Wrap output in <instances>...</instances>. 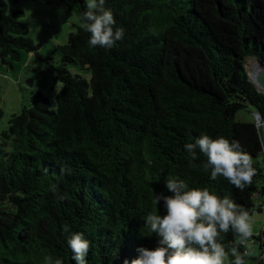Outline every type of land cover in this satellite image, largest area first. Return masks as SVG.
<instances>
[{
    "label": "trees",
    "instance_id": "trees-1",
    "mask_svg": "<svg viewBox=\"0 0 264 264\" xmlns=\"http://www.w3.org/2000/svg\"><path fill=\"white\" fill-rule=\"evenodd\" d=\"M18 2L0 0L5 64L41 48L20 20L24 12L9 11ZM60 2L80 23L55 48L60 61L47 59L38 75L63 84L56 106L33 92L0 134V264H45V256L76 264L72 232L91 242L87 264H131L137 249L158 246L144 218L166 215L163 201L152 200L172 195L169 176L264 216L263 134L255 121L236 118L251 109L264 122V94L247 70L249 59L264 63V0H106L114 27L125 30L111 49L89 47L86 0ZM202 134L240 142L256 169L250 185L241 191L211 180L199 152L189 165L184 145ZM234 239L230 231L222 242ZM251 241L259 249L251 264H264V219Z\"/></svg>",
    "mask_w": 264,
    "mask_h": 264
},
{
    "label": "clouds",
    "instance_id": "clouds-1",
    "mask_svg": "<svg viewBox=\"0 0 264 264\" xmlns=\"http://www.w3.org/2000/svg\"><path fill=\"white\" fill-rule=\"evenodd\" d=\"M105 3L106 0H86L87 11L81 16V27L91 34L88 40L91 48L111 49L125 35L122 27H114L116 20ZM261 147L264 148V138ZM184 148L192 167L197 166L194 162L199 159L198 152L206 157L199 167L210 172L211 180L223 177L242 191L256 175L253 158L238 140L230 141L223 136L213 139L202 134ZM165 187L172 195H155L152 203L155 207L163 201L166 215L152 212L144 218L145 227L160 237L158 246L154 250L137 249L139 256L131 264H248L254 214L230 197H220L207 187L189 189L187 183L177 177H167ZM230 231L235 239L226 245L222 241ZM64 232H70L67 225ZM67 243L76 264H87L91 242L84 234L72 232ZM241 247L245 249L243 252ZM44 259L45 264H64L62 258L45 256ZM124 264L129 261L125 260Z\"/></svg>",
    "mask_w": 264,
    "mask_h": 264
},
{
    "label": "rangeland",
    "instance_id": "rangeland-1",
    "mask_svg": "<svg viewBox=\"0 0 264 264\" xmlns=\"http://www.w3.org/2000/svg\"><path fill=\"white\" fill-rule=\"evenodd\" d=\"M18 10L24 12L20 20L29 26L28 36L41 48L37 53L21 51L20 60H10L7 64L0 59V109L3 112L0 118V134L8 128L11 116L30 106V96L33 92H42L50 100L52 107L56 106V96L63 88V84H53V73H47L43 77L38 75L50 63L47 59H51L53 64L60 61L55 48L66 44L69 36L76 32V27L80 23L77 15L69 11L60 0H53L51 3L19 0L17 4L9 5V11ZM68 69L73 75L83 74L73 66H68ZM247 70L250 71V76L259 70L256 59L248 60ZM236 118L240 122L255 121L264 138V122L259 114H254L249 109L239 112ZM254 217L252 230L258 234L263 230L264 216L257 212L254 213ZM258 257L259 249L255 244L251 255L247 258L248 264H251V258Z\"/></svg>",
    "mask_w": 264,
    "mask_h": 264
},
{
    "label": "water",
    "instance_id": "water-1",
    "mask_svg": "<svg viewBox=\"0 0 264 264\" xmlns=\"http://www.w3.org/2000/svg\"><path fill=\"white\" fill-rule=\"evenodd\" d=\"M257 63L259 64V70L257 74V80L253 79V82L255 86L258 88V90L264 94V63L256 60ZM259 81V82H258Z\"/></svg>",
    "mask_w": 264,
    "mask_h": 264
},
{
    "label": "bare ground",
    "instance_id": "bare-ground-1",
    "mask_svg": "<svg viewBox=\"0 0 264 264\" xmlns=\"http://www.w3.org/2000/svg\"><path fill=\"white\" fill-rule=\"evenodd\" d=\"M258 65H259V64H258ZM259 68H260V67H259ZM249 72H250V71H249ZM257 74H258V71H257L256 73H253L251 77H252L253 79L257 80V77H256ZM258 82H259V81H258Z\"/></svg>",
    "mask_w": 264,
    "mask_h": 264
},
{
    "label": "crops",
    "instance_id": "crops-1",
    "mask_svg": "<svg viewBox=\"0 0 264 264\" xmlns=\"http://www.w3.org/2000/svg\"><path fill=\"white\" fill-rule=\"evenodd\" d=\"M250 243H252V247H251V250L252 248L254 247V245L256 244L254 241H250Z\"/></svg>",
    "mask_w": 264,
    "mask_h": 264
}]
</instances>
